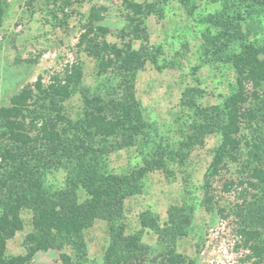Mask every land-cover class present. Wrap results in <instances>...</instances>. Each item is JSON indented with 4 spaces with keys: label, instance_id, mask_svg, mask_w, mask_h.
Returning <instances> with one entry per match:
<instances>
[{
    "label": "trees",
    "instance_id": "obj_1",
    "mask_svg": "<svg viewBox=\"0 0 264 264\" xmlns=\"http://www.w3.org/2000/svg\"><path fill=\"white\" fill-rule=\"evenodd\" d=\"M34 1L27 3L34 7ZM181 2L188 7L189 0ZM46 3L52 18L66 23L87 0ZM121 4L127 9L128 25L113 34L116 40H108L107 26L96 24L103 16L93 5L79 42L83 53L95 60L98 75L115 73V92L103 82L86 84L82 61L53 76L47 85L39 78L23 86L0 105V264H31L37 252L51 247L59 250L64 264H72L64 246L73 245L84 255L85 232L100 222L107 225L109 237L105 264H142L145 249L137 234L126 231V201L141 192L148 173L171 171L169 165L188 160L194 146L213 133L220 135V143L205 172L207 184L226 159L240 161L252 199L242 193L238 232L250 251L248 257L254 264H264V43L251 40L243 29L247 18L263 11L264 0L226 1L220 12L206 17L215 31L208 28L203 34L201 57L229 65L235 84L221 108L197 110L195 100L187 101L196 91H182L184 103L196 110L185 113L186 141L174 151L149 146L148 124L136 90L138 74L147 64L160 70L167 66L160 61L164 46L150 42L146 22L152 15L164 17L167 0H121ZM7 8V0H0V24ZM168 65L174 67V62ZM75 98L80 101L76 111L70 105ZM130 149L138 150L140 161L115 168L113 153ZM60 170L65 172L61 183L49 182L48 175ZM181 208L170 211L179 233L182 221L188 220L186 207ZM139 222L158 227L149 211L140 215ZM27 224L24 252L9 253V241ZM168 263L184 264L185 259L171 253Z\"/></svg>",
    "mask_w": 264,
    "mask_h": 264
},
{
    "label": "rangeland",
    "instance_id": "obj_2",
    "mask_svg": "<svg viewBox=\"0 0 264 264\" xmlns=\"http://www.w3.org/2000/svg\"><path fill=\"white\" fill-rule=\"evenodd\" d=\"M226 1L231 0H189L186 7L181 0H167L163 18L152 15L146 20L150 42L164 46L165 54L160 61L163 66L167 65L160 70L147 64L136 81L137 96L148 124L149 146L153 149L161 145L174 151L180 142L186 141L187 124L183 122L188 117L185 113L196 110L194 106H187V101L195 100L197 110L221 108L235 84V73L229 65L201 57L203 34L208 28L215 31L206 17L220 12ZM7 2L5 18L0 24V105L7 104L23 86L39 78L47 85L53 76L62 75L67 67L82 61L86 84L96 86L103 82L115 89L118 84L115 73L98 75L95 60L83 53L79 42L93 5L103 16L96 24L107 26L111 30L108 40H116L113 34L128 25L127 9L121 0H87L83 7L75 8L66 23L52 18L46 0H35L34 7L27 0ZM246 21L243 29L248 38L264 43V9ZM168 62H174V67L170 68ZM186 88L196 92L184 103L182 91ZM79 102L75 98L70 104L75 111ZM219 143L218 133L207 134L191 150L188 160L169 165V172L148 173L141 192L126 201V231L137 234L145 249L142 264H169L171 253L180 254L184 264H254L238 232L240 220L236 213L244 206L242 193L248 200L252 199L242 164L239 160L226 159L219 173L208 177L207 184L205 172ZM140 158L137 149L120 150L113 153L112 165L121 169L134 165ZM64 176L65 172L60 170L49 174L48 180L59 184ZM182 205L186 207L188 220L182 221L184 227L179 233L170 219V211L174 207L180 211ZM147 211L157 220V228L140 224V215ZM29 230L27 224L25 230L9 241V253L24 252L23 242ZM106 230L107 225L100 222L85 232L84 255L75 252L73 245H65L64 251L70 254L72 264H105L104 252L109 241ZM31 264L64 262L59 250L51 247L37 252Z\"/></svg>",
    "mask_w": 264,
    "mask_h": 264
}]
</instances>
